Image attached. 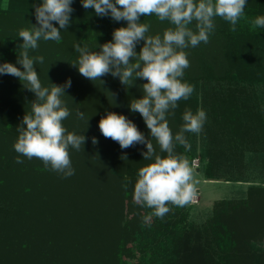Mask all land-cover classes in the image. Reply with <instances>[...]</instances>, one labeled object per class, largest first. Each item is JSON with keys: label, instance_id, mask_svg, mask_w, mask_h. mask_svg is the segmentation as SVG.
<instances>
[{"label": "trees", "instance_id": "obj_1", "mask_svg": "<svg viewBox=\"0 0 264 264\" xmlns=\"http://www.w3.org/2000/svg\"><path fill=\"white\" fill-rule=\"evenodd\" d=\"M8 1V9H0V12H13V18L24 13V10L35 15L33 6L41 2ZM244 16L246 19L238 21L235 32L230 31L231 25L227 21L220 17L215 18L218 21L216 32L219 35L216 68L206 59L197 60L199 73L185 77L194 91L188 100L178 101L174 115H168L167 120L175 135L184 123L182 116L185 110L195 111L196 102L198 105L201 102L203 106L209 104L210 108H216L213 109L214 114L219 110L223 123L230 127L231 134L238 137L237 140L242 139L244 144L249 143L253 152L264 154V116L256 93V86L264 84V28L252 30L250 23L257 16H264V0H247ZM107 18L112 25H117L115 29L119 28L116 21ZM156 19L155 15L146 16L141 17L140 22ZM3 25L0 22V29ZM8 33H11L10 36L5 33L0 35L1 64L10 62L12 57L13 49L8 46L15 37L12 31ZM4 35L11 37V40ZM210 82H215V86L206 88L203 85ZM196 93L201 95L199 99ZM139 127L138 130L150 140L149 130L143 120L139 121ZM185 136L189 142V133H185ZM236 142L234 139L228 149L207 147L197 154L199 157L194 150L186 151L181 145L176 146L175 153L185 155L188 160L197 157L201 161L197 169L203 170L204 179L219 180V175L214 173L222 169L233 174V170L228 167H235V161L225 166L218 162V158L228 156L241 160L243 156V150L237 147ZM151 143L157 154L166 156V153L160 151L154 138H151ZM109 150L111 157L108 166L106 165L102 174L97 176V182L91 185L95 186L96 198L100 197L101 201L100 204L97 203L96 210L88 213L82 207L76 216L68 212L61 214L63 223L75 224L76 221V246L79 249H76V260L57 255L55 230L47 227L52 223L54 213L46 214L37 209L30 218L24 211L26 200L22 196L12 194L9 189H2L0 264H74L75 261L76 264H245L250 252L245 250L246 254L241 256V248L247 246L244 245L245 239L240 238V232L244 234L240 220L250 227L249 224L254 222L253 214L256 217L264 215V209L256 210L250 206L260 198L259 196H264V188L261 185L249 184L247 196L243 199L216 202L210 217L201 224L189 222L188 204L184 207L169 204L171 211L161 219L151 215L152 209L138 205L133 200L138 171L150 164L141 155L147 151L145 145L136 144L128 149H121L119 144L113 141ZM13 152L11 148L4 156L0 153V169L9 168ZM122 156L126 157V160L121 159ZM114 163L115 166L110 171ZM236 164V168H239L238 174L243 175L240 169L242 161ZM83 165L82 162L79 167ZM240 178L243 177L232 175L230 179L224 180L247 181ZM81 186L82 190H78L76 198L82 200L89 187L88 184ZM103 197L108 202L105 206L102 203ZM253 209L254 212L248 215Z\"/></svg>", "mask_w": 264, "mask_h": 264}, {"label": "clouds", "instance_id": "obj_2", "mask_svg": "<svg viewBox=\"0 0 264 264\" xmlns=\"http://www.w3.org/2000/svg\"><path fill=\"white\" fill-rule=\"evenodd\" d=\"M72 3L73 0H41L34 5L36 25L18 33L22 43L16 63L23 70L10 63L0 64V75L25 82L24 88L35 95L31 112L24 115L17 127L14 150L28 159L41 160L45 167L50 166L64 178L75 174L69 148L81 151L86 139L83 134L67 132L63 124L71 113L61 97L72 82L69 78L63 85L49 82L50 87L42 86L35 65L43 64L44 57L31 56L30 51L36 50L41 40L60 41L61 30L70 26ZM246 4L247 0H81L82 7L94 10L98 17L127 23L126 27L113 31L111 42L97 45L99 51L76 44L79 58L71 66L90 82L98 80L102 84L100 78L105 75L116 77L121 85L129 87L137 79L147 81L141 86L142 98L131 100L128 107L131 112L139 113L151 138L166 156L157 154L151 139H146L124 115L108 112L99 120L98 128L104 138L118 143L121 149L145 145L147 151L141 155L144 160L154 162L139 169L133 200L152 209L151 215L157 218L162 219L171 211L169 204L184 207L197 194L196 174L189 160L176 154L175 148L181 145L190 150L185 133L200 134L206 113L203 109L195 114L185 110L184 123L175 135L167 120L168 115H174L178 101L188 100L194 91L192 85L183 82L184 71L190 66L184 49L197 47L201 42L207 44L216 17L227 21L230 31L235 32L238 21L246 19ZM152 15L161 22L168 21L172 27L162 35H149L150 25L140 22V18ZM250 23L252 30L264 28V16H257ZM141 41L143 46L137 53L135 49ZM76 115L84 119V113L77 111ZM92 143L96 145L98 141L92 138ZM16 163L23 161L17 157Z\"/></svg>", "mask_w": 264, "mask_h": 264}, {"label": "rangeland", "instance_id": "obj_3", "mask_svg": "<svg viewBox=\"0 0 264 264\" xmlns=\"http://www.w3.org/2000/svg\"><path fill=\"white\" fill-rule=\"evenodd\" d=\"M9 4L8 0H0V9H8ZM71 7L74 9L71 14L73 18L70 20V26L66 30H61L60 41L41 40L38 42L39 47L30 51V55L44 57L43 64L37 63L35 65L42 86L50 87L49 82L55 85H63L67 79H71V87L66 89L65 96L61 97L71 113L63 121V124L67 132L78 135L83 134L86 138L81 151L69 148L75 174L64 178L63 174L52 171L50 166L45 167L41 160L36 158L28 159L14 150V144L18 138L17 127L20 126L24 115L31 112V102L35 100V95L24 88L25 82H20L17 78L10 75H0V153L4 156L6 153L8 154L11 148L14 151L11 160L6 156L11 162L9 168L0 169V190L9 189L12 194L22 196L27 202L24 205V211L30 215V218H32V213L36 212L37 209H41L46 214L54 213L53 221L47 227L55 230V238L57 240L55 250L58 253L57 255L76 260V255L78 254L76 249L79 251L76 246V235H78L76 232V221L75 224L63 223L61 214L68 212L70 215L76 216V213L82 207L90 213L96 210L97 203H101L100 197L96 198L95 186L91 185L97 182V176L102 174L106 165L108 166L111 157L109 149H111L113 141L102 136L98 128V122L106 113L113 111L118 115H124L133 123H136L137 128H140L139 121L142 122V117L139 113L131 112L128 106L131 100L142 98L141 86L147 81L137 79L134 81V85L129 87V85H121L119 79L111 75L101 77L102 84L98 80L90 82L82 77L77 69L71 66L76 64L79 58V53L75 51V45L79 43L81 47L86 45L90 51H99L97 45L111 42L112 31L117 25H112L107 17L96 16L92 9H84L81 5V0H73ZM13 10L15 12L14 8ZM3 13L0 12V22L4 24L3 28L0 29V35L4 33L9 35L11 33H8V31H12L15 37L8 46V48L11 46L13 49L10 62L3 63L13 64L22 71V67L16 63L21 51L19 44L22 43L18 33L22 29L36 25L35 15L25 10L24 13L15 15L14 18L13 12L12 14ZM217 22L214 19L215 28L210 34L207 44L201 42L197 47L184 49L190 66L184 71L183 82L188 83L185 77H192L199 73L197 60L206 59L212 62L211 65L216 68V47L217 41H219V35L216 32ZM52 23L53 26L58 27L55 22ZM143 23L150 25L149 35H162L167 28L172 27L168 21L161 22L158 19ZM117 24L119 28L127 26L126 21H119ZM72 27L73 29L71 30ZM191 27L194 28V25ZM4 36L11 40V37ZM142 46L143 41L137 44L135 49L137 53H139ZM221 83L223 85L226 84L225 82ZM214 84L215 82H210V84L203 83L206 88ZM109 93L114 94V96L111 97ZM256 93L264 116V84L256 86ZM196 94L199 99L201 95L199 93ZM196 104L195 111L193 110L192 112L196 113L198 109H203L207 119L200 134L189 133L190 151L194 150L196 156H198L197 154L207 147L224 149L229 147L234 142V139L237 141V147L243 150L241 160L238 157L232 158L228 156L218 158V162L223 163L225 166L235 161L233 163L235 167H228L233 170V174L222 171V169L214 173L219 175V180L204 179L203 170L193 168L191 165L193 158L189 160L190 166L193 168L198 180L197 191L199 197L196 204H188L187 206L188 220L195 224H201L210 217L216 202L245 198L249 184L261 185L264 188V154L253 152L250 150L249 143L245 142L244 144L241 141L242 139L237 140L238 137L231 134L230 127L223 123L219 110L218 113L214 114L213 109L216 108H210L209 104L205 106L201 102L199 105L198 102ZM77 111L84 113V119L77 117ZM207 130H209L208 133ZM210 134L213 136H210ZM92 138L98 141L96 145H93ZM17 157L23 163H16ZM239 161L243 163L240 166L243 175L238 174L239 168H236L238 165L236 163ZM82 162L84 165L79 167ZM148 162L151 163L152 160H148ZM118 164L120 166V163ZM200 165L201 161H199ZM114 166L115 163L110 168V171L113 170ZM232 175L234 177H243L240 179L247 181L234 182L224 180L230 179ZM84 184H88L89 191L83 194L85 197H82L81 200L76 198V194L78 195V190H82L81 185ZM85 190L87 191L88 189L86 188ZM259 197L250 206L255 207L256 210H263L264 196ZM102 203L104 206L108 204L105 197L102 198ZM79 206H81L80 209L78 208ZM253 212L254 209L248 215ZM253 217L254 222L249 224L250 227L240 220L244 233L240 232V238L245 239L244 245L246 244L247 246L246 248L242 247L240 253L244 257L246 254L245 250L250 252L245 264H264V215L256 217L253 214ZM74 264H76V261Z\"/></svg>", "mask_w": 264, "mask_h": 264}, {"label": "built area", "instance_id": "obj_4", "mask_svg": "<svg viewBox=\"0 0 264 264\" xmlns=\"http://www.w3.org/2000/svg\"><path fill=\"white\" fill-rule=\"evenodd\" d=\"M191 165H192L193 168H198L199 167V159L197 157L193 158L192 162H191ZM198 197H199V193L197 191V194H196L195 198L189 204H196L198 202Z\"/></svg>", "mask_w": 264, "mask_h": 264}]
</instances>
